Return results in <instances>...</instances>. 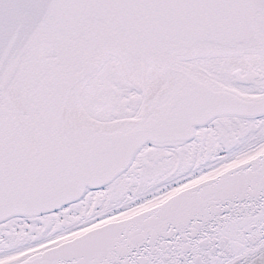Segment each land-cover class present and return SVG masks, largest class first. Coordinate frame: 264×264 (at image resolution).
<instances>
[{
    "label": "snow or ice",
    "instance_id": "obj_1",
    "mask_svg": "<svg viewBox=\"0 0 264 264\" xmlns=\"http://www.w3.org/2000/svg\"><path fill=\"white\" fill-rule=\"evenodd\" d=\"M0 264H264V0H0Z\"/></svg>",
    "mask_w": 264,
    "mask_h": 264
}]
</instances>
